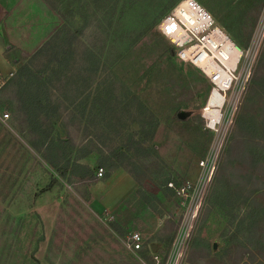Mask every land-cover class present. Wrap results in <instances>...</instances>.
I'll return each mask as SVG.
<instances>
[{
	"label": "rangeland",
	"instance_id": "rangeland-1",
	"mask_svg": "<svg viewBox=\"0 0 264 264\" xmlns=\"http://www.w3.org/2000/svg\"><path fill=\"white\" fill-rule=\"evenodd\" d=\"M54 1L65 15L63 22L75 34L73 45L65 57L62 54L59 72L51 77L55 111L50 115V133L72 138L73 154L83 156L80 161L95 169L98 181L91 183L76 174L60 177L47 163L42 133L19 113L13 79L18 66L29 64L37 70L47 56L30 59L33 53L4 40L5 52L0 55L7 62L0 63L4 69L0 71V264H155L152 253L169 250L181 215L168 182L195 178L213 139L201 115L210 91L207 86L211 88L208 78L190 62L177 56L169 59L163 53L173 43L158 24L179 0ZM197 1L242 45L264 6V0ZM41 11L43 38L57 26L60 14ZM37 37L30 41L37 43L41 36ZM14 57L16 68L11 62ZM250 103V111L261 114L258 121H262L264 80ZM180 111L186 113L184 118L178 116ZM131 137L148 150L133 146L127 168L112 173L129 174V168L136 176L129 174L134 185L127 189L130 183L116 178L104 185V192H111L98 193L100 181L108 178L104 166L103 176H98L101 151L123 145ZM259 139L256 148L250 142L240 146L245 159L234 158L233 176L218 184L232 139L221 151L220 167L182 264H264V193L251 194L255 186L264 185V132ZM253 154L259 155L260 163L253 161ZM53 175L59 182L41 191ZM132 231L142 233V248H149V258L133 249L128 239ZM153 245L155 251L150 249Z\"/></svg>",
	"mask_w": 264,
	"mask_h": 264
},
{
	"label": "built area",
	"instance_id": "built-area-1",
	"mask_svg": "<svg viewBox=\"0 0 264 264\" xmlns=\"http://www.w3.org/2000/svg\"><path fill=\"white\" fill-rule=\"evenodd\" d=\"M259 15L246 46L235 41L197 0H179L159 21L160 32L175 45L178 58L197 66L210 82L201 115L213 139L209 152L199 162L195 178L169 182L181 215L169 250L152 253L155 264H182L188 251L194 227L220 167L221 151L231 139L254 63L264 47V6ZM3 115L7 117L9 113ZM103 174L104 168L99 167L98 176ZM128 239L135 250L144 246L139 231L130 232Z\"/></svg>",
	"mask_w": 264,
	"mask_h": 264
},
{
	"label": "trees",
	"instance_id": "trees-1",
	"mask_svg": "<svg viewBox=\"0 0 264 264\" xmlns=\"http://www.w3.org/2000/svg\"><path fill=\"white\" fill-rule=\"evenodd\" d=\"M46 1L58 11L61 17H63L62 24L42 44V46L29 57L30 59H33L40 55L47 56V61L42 66H37V70L33 69V66H30L29 64L17 67V72L14 74L15 77H13L17 85L15 99L19 106V113H22L25 116V121L35 125L36 132H38L39 135L40 132L42 133L43 156L47 163L54 168L58 176L66 177L76 174L82 178L89 179L91 183H95L98 181L95 169L80 161L83 157L82 155L77 156L73 154V150L75 149L74 140L72 138L62 139L59 136H53L50 133V115L55 111L52 100L53 90L51 83L53 80L51 77L53 73L57 75L59 72L58 67L62 60V54L65 57L66 49L73 45L72 38L75 33L65 21L63 22L65 15L58 10L57 3L54 0ZM207 5L210 8L215 9L212 2L207 1ZM84 27L85 25H82L81 31ZM253 29L254 27L249 31L243 46L248 44ZM163 53L167 54L170 59L177 56V49L174 44L167 45L163 49ZM11 62L12 64H15L16 68L17 58L14 57ZM251 80L252 84L248 95L242 103L235 122L231 137L232 142L228 145L225 160L220 168L221 170L217 178L218 184L225 181L227 176H233L231 174V165L233 164L234 158L238 160L245 159L247 154L245 152L241 154V150L239 149L240 146L250 142V144L253 143L255 145L254 148H256L259 143L257 139H259L261 132H264V119L259 122L258 120L262 118L261 114L254 115L250 111L251 107L249 105L250 102H253L263 84L264 52H262L256 73ZM207 89L210 90V86H207ZM143 107L148 109L144 104ZM131 138L132 139L128 140L125 144L115 146L105 153L101 151L98 164L99 167L104 166L107 168L106 177H109L113 170L117 168H127L126 163L128 160H131L133 156V146L137 147V149L141 148V150H148L147 147L142 145L140 140H136L135 137ZM132 143L134 144L131 145ZM251 157L254 162L257 164L260 163L261 159H259V155L255 156V154H253ZM128 172L132 177L136 178L134 172L129 168ZM56 175L52 176L51 181L43 187L41 191L52 189L59 182V177ZM258 192L264 193V185H257L251 190V194ZM225 198L228 199V196H225ZM236 237L235 234L234 238ZM150 249H152V246ZM138 251H140L142 256L149 258V248L145 250L141 248L138 249Z\"/></svg>",
	"mask_w": 264,
	"mask_h": 264
},
{
	"label": "crops",
	"instance_id": "crops-1",
	"mask_svg": "<svg viewBox=\"0 0 264 264\" xmlns=\"http://www.w3.org/2000/svg\"><path fill=\"white\" fill-rule=\"evenodd\" d=\"M42 8L50 15H53V13L56 14L57 12L46 0H0V55L5 52L3 49L4 40H9L10 43L19 47L23 52L32 54L42 46V44L56 31L58 27H60L62 24V17L57 12L59 15L57 26H53L51 29H48L46 34L43 36L44 39L42 38V18L40 17L42 16ZM14 36L24 40V42L20 44V40ZM35 36H38L37 38L41 36L37 43H34V40L30 41V39H34ZM1 58L0 63H5L6 61ZM2 69L3 67L0 65V71L3 73L4 69ZM116 178L118 181L129 182L130 184L127 189L131 188L133 182L129 174L114 171V173H112V175H110L105 182L100 181L101 185L98 189L100 192H97L104 194L111 192H104V185H106L105 183L108 181H112Z\"/></svg>",
	"mask_w": 264,
	"mask_h": 264
},
{
	"label": "water",
	"instance_id": "water-1",
	"mask_svg": "<svg viewBox=\"0 0 264 264\" xmlns=\"http://www.w3.org/2000/svg\"><path fill=\"white\" fill-rule=\"evenodd\" d=\"M178 116H179L180 118H184V117L186 116V113L180 111V112L178 113ZM152 248H153L154 251L156 250V247H155L154 245L152 246Z\"/></svg>",
	"mask_w": 264,
	"mask_h": 264
}]
</instances>
